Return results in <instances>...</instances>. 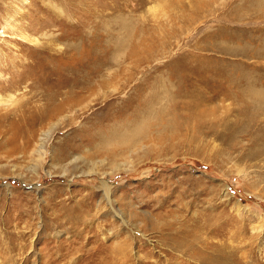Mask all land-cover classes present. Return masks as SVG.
Wrapping results in <instances>:
<instances>
[{
    "label": "rangeland",
    "instance_id": "374dc122",
    "mask_svg": "<svg viewBox=\"0 0 264 264\" xmlns=\"http://www.w3.org/2000/svg\"><path fill=\"white\" fill-rule=\"evenodd\" d=\"M0 96V264H264V0H0Z\"/></svg>",
    "mask_w": 264,
    "mask_h": 264
},
{
    "label": "bare ground",
    "instance_id": "6f19581e",
    "mask_svg": "<svg viewBox=\"0 0 264 264\" xmlns=\"http://www.w3.org/2000/svg\"><path fill=\"white\" fill-rule=\"evenodd\" d=\"M0 99H1V96H0ZM46 136H44L45 138H42V142H41V147H43L44 146V144H45V142H46V138L48 139V137H50V136H52L51 135V129H49V130H47L46 132ZM44 133V134H45ZM42 153H43V151H41ZM45 153V152H44ZM65 155V154H64ZM40 156V155H39ZM67 156V155H66ZM104 185H107V184H104ZM110 188H108L107 187V190H109ZM107 194V197H108V199H109V194L108 193H106Z\"/></svg>",
    "mask_w": 264,
    "mask_h": 264
}]
</instances>
